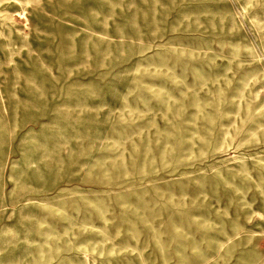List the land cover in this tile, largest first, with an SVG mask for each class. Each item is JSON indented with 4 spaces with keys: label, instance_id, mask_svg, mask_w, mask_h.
Wrapping results in <instances>:
<instances>
[{
    "label": "rangeland",
    "instance_id": "1",
    "mask_svg": "<svg viewBox=\"0 0 264 264\" xmlns=\"http://www.w3.org/2000/svg\"><path fill=\"white\" fill-rule=\"evenodd\" d=\"M0 264H264V0H0Z\"/></svg>",
    "mask_w": 264,
    "mask_h": 264
}]
</instances>
